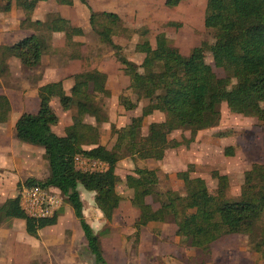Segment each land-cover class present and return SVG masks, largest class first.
Masks as SVG:
<instances>
[{
    "label": "trees",
    "instance_id": "16d2710c",
    "mask_svg": "<svg viewBox=\"0 0 264 264\" xmlns=\"http://www.w3.org/2000/svg\"><path fill=\"white\" fill-rule=\"evenodd\" d=\"M41 1L46 0H0V12L10 11L15 4L25 15L20 27L33 31L30 36L1 49L0 74L7 71L11 59L27 70L38 68L42 51L47 49L53 33H62L66 40L84 35L81 27L73 26L57 13H50L45 21H32L31 14ZM55 1L60 5L72 4L71 0ZM79 1L89 9L87 0ZM180 1L166 0L165 5L176 7ZM88 23L100 41L114 52L121 71L129 79L128 89L135 102L119 96L120 105L132 111L141 100L153 102L142 108L140 116L132 117L128 125L114 130L116 141L108 150L99 143V128L85 122L88 117L98 125L107 122L101 106V97L110 95L106 74L97 69L74 74L68 94L64 92L62 81L40 86L37 112L22 113L13 126V135L21 143L43 149L49 174L43 181L28 178L18 183L17 189L21 186L57 189L70 204L95 263L107 264L99 237L85 221L78 187L94 194L96 208L111 222L122 200L116 191L115 174L120 160L161 161L167 150L187 146L199 131L219 124L220 89L212 67L205 62V51L211 53L214 66L234 81L221 95L228 110L264 122V0H206L203 23L206 29L213 31L212 45L202 43L183 55L164 33H159L154 46L146 38L135 44V52L143 55L139 65L128 60L109 36L120 34L119 15L89 9ZM140 35L145 37L146 32ZM54 98L64 111L74 110L71 124L62 136L52 130L58 123L51 106ZM9 112L8 98L0 95V125L6 123ZM153 112L162 113L164 119L150 123L143 135V118ZM175 131H188L189 138L166 141V136ZM76 157L102 162L105 168L101 172L79 170L75 165ZM192 171L187 169L176 174L183 182V195L174 190L159 192V178L154 169L136 168L125 176V187L133 191L130 204L138 214L136 229L141 230L149 223L171 222L176 226V236L187 247L203 253L209 252L220 238L233 234L248 236L256 250L264 251V230L259 227L264 217V165L253 164L245 171L236 198L227 196V176L212 173L216 193L210 194L204 179L190 177ZM149 197L158 208L154 209L146 201ZM1 217L24 221L25 232L30 237H37L39 230L57 222V213L44 219L28 216L21 209L18 196L0 204ZM257 227L261 237L255 233Z\"/></svg>",
    "mask_w": 264,
    "mask_h": 264
},
{
    "label": "rangeland",
    "instance_id": "374dc122",
    "mask_svg": "<svg viewBox=\"0 0 264 264\" xmlns=\"http://www.w3.org/2000/svg\"><path fill=\"white\" fill-rule=\"evenodd\" d=\"M165 1L87 0L89 9L96 13L110 12L119 15L122 28L119 29L120 34L109 36L121 47L123 55L137 65L141 63L143 55L135 52V44L146 38L154 46L155 36L159 33H164L183 55H188L202 43L213 44V31L206 29L203 23L206 0H181L172 8L166 6ZM75 9L77 23L87 30L82 37H75L71 41H65L58 36L51 37L47 49L42 51L38 68L27 70L17 60L11 59L8 61L7 71L0 74V95L6 96L10 102L7 121L0 125V144L4 142L17 154L29 157V163L26 167L23 166L24 171L21 173L27 174L24 179L31 177L43 181L49 174L43 149L21 143L13 135V125L22 113L37 112V90L40 85L62 81L64 92L68 94L74 74L92 69L106 74V87L110 95L97 97L102 99L101 106L107 116V122L98 125L90 117L86 118L85 122L99 128V143L108 150L112 149L116 141L114 130L128 125L132 117L140 116L142 108L153 102L141 100L138 107L132 111H127L120 105L119 96H125L135 102V97L128 89L129 79L121 71L122 67L116 61L111 48L102 43L98 35L91 30L87 18L89 9L85 5L76 6ZM13 12L11 19H14L16 14L15 10ZM43 12L44 9L40 11V15ZM3 16L9 15L1 13L0 17ZM144 31L145 37L140 35ZM21 36L22 34L12 33L2 37L0 53L4 47L1 43L14 44ZM204 59L212 67L220 89L219 124L214 128L199 131L194 141L187 146L167 150L161 161L130 158L120 160L115 174L118 182L116 191L122 200L111 222L106 221L96 208L90 192L81 186L78 187L85 221L99 237L107 264H264V251L256 250L254 243H251L246 235L224 236L211 245L209 252L203 253L187 247L185 242L176 236V226L171 222L149 223L141 230L135 227L138 214L130 204L133 191L125 187L124 179L136 168L156 170L159 192L174 190L182 195L183 182L177 178V173L187 169L193 170L190 177L204 179L209 193L215 194L216 180L212 173L217 172L229 179L227 196L236 198L245 171L253 164L264 165V122L254 117L233 114L228 110L225 102L221 100V95L234 81L214 66L209 51L204 52ZM51 106L58 117V123L52 130L62 136L65 128L71 124L74 110L64 111L56 98L52 99ZM163 119L164 115L160 112H153L144 117L142 134L146 135L150 123L161 122ZM182 138L188 139L189 132H172L166 136V141H181ZM80 166L76 165V168L82 170ZM23 187L16 188L14 193L9 192L6 196H18ZM60 197V207L55 212L56 224L39 230L35 238L25 233L23 223L12 224L10 219H7L6 223L0 222V264H96L87 249L83 232L70 204L62 195ZM146 201L154 209L159 207L150 197ZM263 222L264 217L259 226L261 230H264ZM259 227L255 233L261 237Z\"/></svg>",
    "mask_w": 264,
    "mask_h": 264
},
{
    "label": "crops",
    "instance_id": "0c3cea01",
    "mask_svg": "<svg viewBox=\"0 0 264 264\" xmlns=\"http://www.w3.org/2000/svg\"><path fill=\"white\" fill-rule=\"evenodd\" d=\"M71 1H72L71 5H60V4H57L55 0L41 1L36 5L33 13L31 14V20L32 21H37V20L38 21H45L46 17L50 13H57L61 17L69 20L73 26L81 27L80 24H78L76 19H75V17H77V16H76L74 11L76 10L75 9L76 6H79V5L84 6V5L82 3H80L79 0H77V1L71 0ZM42 9H44V12L42 15H40V11H42ZM13 10L16 11L15 12L16 14L14 15V19L13 18L11 19V15H12V13H14ZM76 12H78V11H76ZM1 13L7 14L9 16L8 17H5V16L0 17V39L4 36L7 37V35L12 34V33L22 34L20 39L33 34V31L31 29H26V28L20 27V23L22 22V20H24L25 15L20 9L16 8L15 4L12 5L10 11L0 12V14ZM87 18H89V10H88V17ZM81 28L83 29L84 33L87 32V30L85 28H83V27H81ZM55 36L63 38L65 41H71V40H66L62 33H53L51 37L53 38ZM1 45L6 46L8 44H7V42H3V43H1ZM9 45H12V44H9ZM41 59H42V57H41ZM52 82H56V81H52ZM47 83H50V82H47ZM47 83H45V84H47ZM40 86H42V85H40ZM0 145H1L0 146V172H1L0 173V204H1L6 199L14 197V195H11V196H6V195L9 194V192L14 193L16 191L17 184L18 183L22 184L26 180L24 178L27 176V174H21V173L24 171L23 166L26 167L28 165V163H29L28 158L29 157L27 158V157H24L23 154H17V152H15L12 148L7 147V144H5L4 142L1 143ZM28 178H31V177H28ZM89 195H90L91 199L93 200L94 194L92 192H90ZM12 221H13L12 224L13 223H15V224L16 223H23V225H24V221H22V220L20 221L19 219H12ZM0 222L6 223V222H8V220H3V217H1ZM24 230H25V226H24Z\"/></svg>",
    "mask_w": 264,
    "mask_h": 264
},
{
    "label": "built area",
    "instance_id": "2783aa9c",
    "mask_svg": "<svg viewBox=\"0 0 264 264\" xmlns=\"http://www.w3.org/2000/svg\"><path fill=\"white\" fill-rule=\"evenodd\" d=\"M75 165L83 166L80 168L85 172H101L105 168L102 162L81 157L75 158ZM60 196L57 189L37 186L23 187L18 194L21 209L34 219L52 217L60 207Z\"/></svg>",
    "mask_w": 264,
    "mask_h": 264
}]
</instances>
